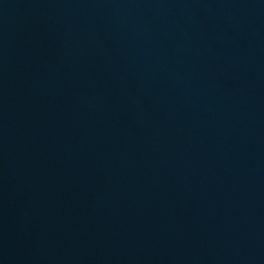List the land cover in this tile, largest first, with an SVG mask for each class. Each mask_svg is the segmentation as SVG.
I'll use <instances>...</instances> for the list:
<instances>
[{
	"label": "water",
	"instance_id": "1",
	"mask_svg": "<svg viewBox=\"0 0 264 264\" xmlns=\"http://www.w3.org/2000/svg\"><path fill=\"white\" fill-rule=\"evenodd\" d=\"M0 264H264V0H0Z\"/></svg>",
	"mask_w": 264,
	"mask_h": 264
}]
</instances>
